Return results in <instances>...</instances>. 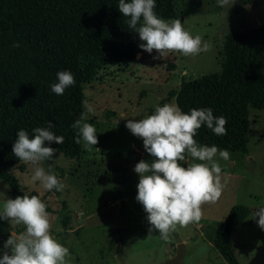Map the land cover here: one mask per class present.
Returning a JSON list of instances; mask_svg holds the SVG:
<instances>
[{"label":"rangeland","instance_id":"374dc122","mask_svg":"<svg viewBox=\"0 0 264 264\" xmlns=\"http://www.w3.org/2000/svg\"><path fill=\"white\" fill-rule=\"evenodd\" d=\"M235 6L243 10L229 14ZM231 8L220 7L218 0L178 1L175 19L210 44L208 51L194 56L166 52L159 57L155 50L148 53L141 49L144 42L139 38L135 59L103 67L83 85V101L95 109V114H90L83 106V115L96 128L98 143L86 147L82 141L78 159H69L57 150L52 160L42 162L41 166L65 185L62 191L45 190L40 182H32L35 165L26 163L23 170H12L21 190L38 193L47 205L51 234L69 249V264H162L175 255L180 243L184 244L183 264H228L212 241L217 224L235 205L250 210L230 239L238 264H264V230L250 218L251 212L264 205V87L249 103L247 152H229L228 160L216 157L222 169L221 196L215 203L202 205L200 221L186 227L177 225L167 241L160 238L158 230L149 234L147 213L136 200L139 176L134 162L153 158L142 139L120 119L121 112L142 119L163 99L175 103L174 98L167 99V93L178 87L182 78L196 79L219 69L218 52L226 33L264 24V0H237ZM45 146L50 147L46 142ZM188 162L200 161L187 155ZM16 196L0 179V211L5 199ZM64 210L71 217L66 230L60 222ZM24 231L23 224L0 220V255L11 254L4 248L5 241Z\"/></svg>","mask_w":264,"mask_h":264},{"label":"trees","instance_id":"16d2710c","mask_svg":"<svg viewBox=\"0 0 264 264\" xmlns=\"http://www.w3.org/2000/svg\"><path fill=\"white\" fill-rule=\"evenodd\" d=\"M178 1L183 0H155L154 11L166 20L175 19ZM118 3L0 0V179L14 194L38 195L23 192L12 172L26 166L12 152L18 130L24 129L31 138L34 128H46L51 121L55 126L50 130L64 141L45 142L69 159H78L82 141L75 142L77 130L71 125L83 115V85L101 68L135 59L139 35L128 26L130 17L120 13ZM240 10L235 6L229 14ZM14 43L19 46L13 47ZM218 65L217 71L196 79L182 78L178 87L168 91L167 99L174 98L183 112L211 108L214 116L226 118V135H216L202 125L194 137L198 144L246 153L249 103L264 87V24L226 33ZM61 70L70 71L76 83L56 95L50 85L57 82ZM180 163L186 166V160ZM249 213L248 207L235 205L217 224L212 246L228 264H238L230 239ZM60 222L65 230L70 227L66 210Z\"/></svg>","mask_w":264,"mask_h":264},{"label":"clouds","instance_id":"9594fccd","mask_svg":"<svg viewBox=\"0 0 264 264\" xmlns=\"http://www.w3.org/2000/svg\"><path fill=\"white\" fill-rule=\"evenodd\" d=\"M236 2L218 0V5L231 8ZM155 7V0H119L120 13L130 17L128 26L144 42L139 45L141 49L148 53L155 50L159 57L166 52L194 56L210 49L211 45L204 43L200 35L193 36L185 30L180 19L161 18L154 11ZM18 46V43L13 44V47ZM56 77L57 82L50 85L56 95H63L66 88L76 83L68 70L58 71ZM83 106L87 113L95 114L87 100L83 101ZM120 119L126 121V128L134 136L142 139L145 151L153 158L151 161L141 159L135 164L134 171L139 176L136 200L147 213L149 234L153 229L158 230L160 238L167 241L169 232L175 231L177 225L186 227L200 221L202 205L215 203L222 194V169L216 157L228 160L230 154L227 150H218L215 145L198 144L194 137L202 125L216 135H226L227 120L223 116H214L211 108H192L183 112L176 103L158 104L153 113L142 119L121 112ZM54 126L48 121L46 128H34L31 138L24 129L18 130L12 152L20 162L35 165L32 182H40L45 190L62 191L65 185L41 166L42 162L52 160L57 151L45 146V141L58 145L64 141L62 135L50 130ZM71 126L77 130V144L83 141L87 147L98 143L96 128L86 122L84 115ZM186 153L192 160L200 162L182 166L180 162L186 160ZM46 208L38 195L23 194L5 199L0 220L23 224L25 231L8 237L4 248L10 249L11 254L3 252L0 264H69V249L51 234ZM250 218L264 230V205L251 212Z\"/></svg>","mask_w":264,"mask_h":264},{"label":"water","instance_id":"95a60500","mask_svg":"<svg viewBox=\"0 0 264 264\" xmlns=\"http://www.w3.org/2000/svg\"><path fill=\"white\" fill-rule=\"evenodd\" d=\"M136 163L137 160H135L134 162V167ZM183 255H184V244L180 243L177 245L175 255L162 264H183L182 263Z\"/></svg>","mask_w":264,"mask_h":264},{"label":"crops","instance_id":"0c3cea01","mask_svg":"<svg viewBox=\"0 0 264 264\" xmlns=\"http://www.w3.org/2000/svg\"><path fill=\"white\" fill-rule=\"evenodd\" d=\"M189 241V238L187 237V239L185 240V242H188Z\"/></svg>","mask_w":264,"mask_h":264}]
</instances>
